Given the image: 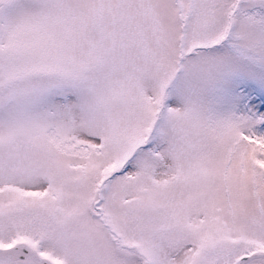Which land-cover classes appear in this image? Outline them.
<instances>
[{"label":"snow or ice","instance_id":"obj_1","mask_svg":"<svg viewBox=\"0 0 264 264\" xmlns=\"http://www.w3.org/2000/svg\"><path fill=\"white\" fill-rule=\"evenodd\" d=\"M0 264H264V0H0Z\"/></svg>","mask_w":264,"mask_h":264}]
</instances>
